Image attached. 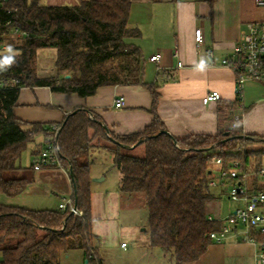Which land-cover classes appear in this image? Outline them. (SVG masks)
I'll use <instances>...</instances> for the list:
<instances>
[{
  "label": "trees",
  "instance_id": "obj_1",
  "mask_svg": "<svg viewBox=\"0 0 264 264\" xmlns=\"http://www.w3.org/2000/svg\"><path fill=\"white\" fill-rule=\"evenodd\" d=\"M130 10V0H81L77 6L55 7L43 6L39 0L1 1L0 44L11 46L16 55L15 63L0 71L4 87L0 90V195H22L34 183V179L6 176L19 170L15 162L29 143L42 137L32 152L36 156L53 133L51 125L15 118L21 88L47 87L53 93L87 98L99 87L143 85L152 96L154 120L142 133L118 137L98 117L89 118L85 109L67 115L58 125V155L60 166L72 172L71 198L82 214L0 205V264H60L62 256L76 250L82 251L85 261L93 253L101 264L90 202L94 146L113 154V167L121 176L120 193L143 196L150 246L168 254L175 264L197 261L213 243L210 233L221 228V222L210 221L206 214L207 203L214 199L208 185L212 158H220L224 168L232 161L246 168L252 161L255 175L263 168L264 140L243 134L240 128L233 135L180 140L158 135L163 125L154 112L157 94L152 85L143 83L144 60L134 43L141 34L129 25ZM13 29L22 34L19 39L6 36ZM39 49L57 51L58 77H37L34 63ZM9 54L3 51L0 59ZM135 145L143 146L142 156L130 153ZM255 145L262 148L248 149ZM251 187L264 191V182L253 176ZM252 236L264 242V235Z\"/></svg>",
  "mask_w": 264,
  "mask_h": 264
},
{
  "label": "crops",
  "instance_id": "obj_2",
  "mask_svg": "<svg viewBox=\"0 0 264 264\" xmlns=\"http://www.w3.org/2000/svg\"><path fill=\"white\" fill-rule=\"evenodd\" d=\"M80 2L39 0V4L51 7L77 6ZM130 2L129 25L141 34L134 43L144 60L143 83L152 85L157 94L154 112L163 125V131L175 140L192 135L228 133L233 126L237 106L235 75L221 66L220 62L230 54L246 24L264 18V8L257 7L255 0ZM198 29L201 30L203 41L199 47L195 43V31ZM154 55H160L158 63L149 61ZM56 57L55 49L36 51L37 77H58L54 66ZM212 91H217L221 99L203 105V97ZM120 96L125 100L124 107L116 109L113 101ZM152 103L151 93L143 85L99 87L93 96L87 98L53 93L47 87L21 88L13 113L23 123L53 126L61 124L67 115L77 109H85L92 117H98L112 135L124 137L142 133L151 125L154 120ZM242 106V121L239 125L242 133L264 140V84L246 82ZM41 142L42 137H37L26 146L31 157ZM130 151L142 155L143 146H136ZM90 159L92 233L96 238L98 256H104V253L110 256L113 250L118 249L120 238L127 237L130 246L123 248L126 250L124 257L133 255L132 264H175L168 254L150 246L148 221L146 227L141 229L142 221L139 224L132 216L137 209L132 198L119 191L121 176L113 167V154L94 146L90 151ZM92 168H99V171L93 173ZM41 169L50 170L41 177L52 183L47 189L49 194L54 195V191L58 190L53 171L58 172V177H63L64 190L57 193L61 200L59 204L72 197L69 174L62 167L47 166ZM113 171L118 174L116 181L110 186H103L107 175ZM211 192L215 200L223 193L219 189ZM215 206L209 205L206 214L208 219L217 222L224 220L237 208L236 204L228 214L222 216L220 213L216 215ZM128 213L129 216H125ZM255 251L252 244L242 241L240 237L229 236L221 244L212 243L205 254L189 264H255ZM67 254L65 259L69 258Z\"/></svg>",
  "mask_w": 264,
  "mask_h": 264
},
{
  "label": "built area",
  "instance_id": "obj_3",
  "mask_svg": "<svg viewBox=\"0 0 264 264\" xmlns=\"http://www.w3.org/2000/svg\"><path fill=\"white\" fill-rule=\"evenodd\" d=\"M3 0H0V3ZM259 8H264V0H255ZM11 39L22 36L16 29L7 33ZM201 30L195 31V43L197 47L202 45ZM6 50L0 44V53ZM212 56V54H210ZM160 55L151 56L149 61L158 63ZM221 66L228 68L235 75V100L236 109L233 115V126L228 134L233 135L239 128L242 121V101L243 91L246 82H257L264 84V18L250 22L241 31L237 42L234 44L230 54L221 60ZM178 66H181L178 64ZM13 80V84H17ZM4 87L0 84V90ZM221 99L217 91L206 94L202 99L203 105L216 102ZM123 97H117L113 101V107L120 109L124 107ZM92 119V116H89ZM58 125H53L51 139L36 156H33L31 166L34 171L43 167H61L59 161V145L57 142ZM210 165L212 168L211 180L208 185L210 188L219 189L224 192L227 199L237 208L221 221V228L217 232L210 233L209 237L213 243L221 244L229 236L240 237L242 241L252 244L255 248V264H264V242H258L256 236L264 235V191L254 189L249 183V173L239 161L230 162L226 168L223 167L220 158H212ZM257 181L264 179V168L258 171ZM226 192V193H225ZM58 209L68 210L74 216H81V211L77 209L73 200L66 199L58 205ZM212 221L211 219H209ZM126 245H121L124 248ZM89 262V263H88ZM86 264H98L96 256L91 253L87 257Z\"/></svg>",
  "mask_w": 264,
  "mask_h": 264
},
{
  "label": "rangeland",
  "instance_id": "obj_4",
  "mask_svg": "<svg viewBox=\"0 0 264 264\" xmlns=\"http://www.w3.org/2000/svg\"><path fill=\"white\" fill-rule=\"evenodd\" d=\"M36 58V55H35ZM35 66V63H34ZM101 144H106L104 141H101ZM95 143V142H94ZM262 148L260 146H249L248 149H258ZM130 153L134 156H140L139 153L137 152H131ZM143 155V153H142ZM141 155V156H142ZM33 157L30 155L29 148L26 147L22 152L21 155L19 156V159L16 160L15 164L19 168V170L11 172L7 174V178L13 179V178H26L29 180L34 179L35 184L30 185L27 190L19 196L16 197H7L5 195H0V205L4 206H20V207H25L28 209L32 210H46V209H57L59 202L61 201L59 198L60 191L64 190V179L62 176L58 177V172L53 171V175L56 176L57 180L56 183L58 185V190H55V194H49L48 188L51 187L52 183L49 181H46L42 179V175H44L47 171L50 170H45L41 169L40 171H33L31 170L30 163L32 161ZM253 162L251 161L250 165L246 167L247 172L249 173V183L252 184V178L253 176H256L253 173ZM262 167L264 168V159H263V165ZM99 171V168H92L93 173H97ZM118 176L117 172H111L109 175H107L106 182L104 183L103 186H110L114 181H116V177ZM261 180L258 182L260 183ZM262 182H264V179H262ZM57 193H59L57 195ZM226 193V192H225ZM221 197L217 198V200H211L207 203V209L209 205H215V209L217 214L219 213L224 216L228 214L232 207H234L236 204L232 203L231 201L227 200L226 195L224 192H221ZM132 200L134 201V205L136 206V211H133V215L130 213V216H134V219H136L140 224L139 221H142L141 223V229H144L146 227V216H147V211L144 205V198L142 195H137V196H132ZM232 213V212H231ZM125 216H129V213L126 214ZM137 216V217H136ZM148 230V228H147ZM120 244L118 246V249L113 250L110 253V256H106V254H100V261L103 264H132L134 261L133 255H128L124 257V254L126 253L125 249L121 247V243H125V245L130 246L129 240L127 237H122L120 238ZM69 256L68 259H65V255L61 257V264H84V258H83V253L82 251H71L67 254Z\"/></svg>",
  "mask_w": 264,
  "mask_h": 264
},
{
  "label": "clouds",
  "instance_id": "obj_5",
  "mask_svg": "<svg viewBox=\"0 0 264 264\" xmlns=\"http://www.w3.org/2000/svg\"><path fill=\"white\" fill-rule=\"evenodd\" d=\"M6 51L10 53L9 55L4 56L0 59V71H6L9 67H11L15 63V53L11 46H9Z\"/></svg>",
  "mask_w": 264,
  "mask_h": 264
},
{
  "label": "water",
  "instance_id": "obj_6",
  "mask_svg": "<svg viewBox=\"0 0 264 264\" xmlns=\"http://www.w3.org/2000/svg\"><path fill=\"white\" fill-rule=\"evenodd\" d=\"M66 77L68 78L69 76H66ZM90 116H91V115H90ZM162 134L169 136V134H168L166 131H163V130H161V131L158 133V135H162ZM139 143H140V142H139ZM139 143H138V144H139ZM138 144H137V145H138ZM135 147H136V145L130 147L129 149L131 150V149H134ZM69 179H70V181H71V184H73V178H72V172H71V170L69 171ZM85 263H87V261H85Z\"/></svg>",
  "mask_w": 264,
  "mask_h": 264
}]
</instances>
